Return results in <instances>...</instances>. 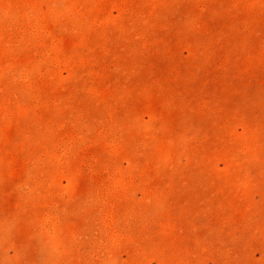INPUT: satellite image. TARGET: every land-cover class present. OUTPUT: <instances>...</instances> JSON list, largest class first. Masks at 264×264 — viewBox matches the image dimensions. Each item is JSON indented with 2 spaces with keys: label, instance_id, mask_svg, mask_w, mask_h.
<instances>
[{
  "label": "rangeland",
  "instance_id": "1",
  "mask_svg": "<svg viewBox=\"0 0 264 264\" xmlns=\"http://www.w3.org/2000/svg\"><path fill=\"white\" fill-rule=\"evenodd\" d=\"M0 264H264V0H0Z\"/></svg>",
  "mask_w": 264,
  "mask_h": 264
}]
</instances>
